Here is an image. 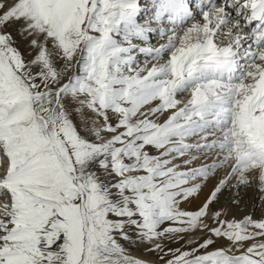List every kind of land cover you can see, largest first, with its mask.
<instances>
[{
  "label": "snow or ice",
  "instance_id": "1",
  "mask_svg": "<svg viewBox=\"0 0 264 264\" xmlns=\"http://www.w3.org/2000/svg\"><path fill=\"white\" fill-rule=\"evenodd\" d=\"M247 189L264 0H0V264H264Z\"/></svg>",
  "mask_w": 264,
  "mask_h": 264
},
{
  "label": "rangeland",
  "instance_id": "2",
  "mask_svg": "<svg viewBox=\"0 0 264 264\" xmlns=\"http://www.w3.org/2000/svg\"><path fill=\"white\" fill-rule=\"evenodd\" d=\"M155 41L156 40H154L153 43ZM156 43H157V41L154 44H156ZM250 190L251 189H247V190L242 191L240 193V200L242 201L241 202L242 206L240 205L238 208H235V207H231L229 205V203H228V205L231 208L230 210H231L232 215H234V216L239 215V214L245 215V214L248 213V214L253 215L256 219L262 218L263 213H261L262 211H260V209H259L260 208V204L257 205V206L254 205L253 207H251V210L249 209V204L248 203H245L244 204L245 199L250 196V192H251ZM258 198H259V196H258ZM224 202H228V198L227 197H222V199H221V206H224L223 205ZM258 203H260V200L258 201ZM243 204H244V206H243ZM193 238L196 241L202 242V240H203L204 237L203 236H197L196 237V235H195V236H193ZM165 243H166L167 247H169V248L181 247L182 250H189V251L193 247L196 246L195 244L189 243L187 237L185 238V240L180 241V243L167 242V241ZM130 253H131V255L133 257L139 258L141 260L148 261L149 264H163V262L158 259V255L157 254L148 252L147 249H146V247H144V246H141L139 248L133 247V248L130 249Z\"/></svg>",
  "mask_w": 264,
  "mask_h": 264
},
{
  "label": "bare ground",
  "instance_id": "3",
  "mask_svg": "<svg viewBox=\"0 0 264 264\" xmlns=\"http://www.w3.org/2000/svg\"><path fill=\"white\" fill-rule=\"evenodd\" d=\"M154 41V40H153ZM156 42V41H155ZM154 42V43H155ZM205 191H207V190H205ZM251 192H250V196L249 197H247L246 199H245V202H244V204L245 203H248L249 204V209L251 210V207H253L254 205H259L260 204V211H262L261 213H263V215H262V217H264V207H262L261 206V202L260 203H258V201L260 200L259 198H258V194L256 193V191L254 190V189H251L250 190ZM244 200V199H243ZM242 202V201H241ZM257 203V204H256ZM197 204H199V201H197ZM244 204H243V206H244ZM223 205H224V207H228L229 208V215L230 216H232V213H231V208H230V206L228 205V202H224L223 203ZM241 206H242V204H241ZM187 207H193L192 205H187ZM253 209V208H252ZM248 214V213H247ZM241 216H243V214L241 215V214H239V215H236V217L237 218H240ZM261 217V216H260ZM259 219V218H258ZM196 235V237L197 236H202L201 234H199V233H196V234H194V236ZM201 238V237H200Z\"/></svg>",
  "mask_w": 264,
  "mask_h": 264
}]
</instances>
